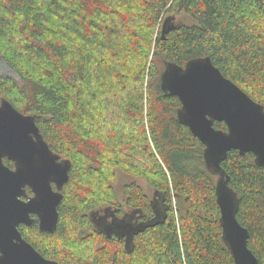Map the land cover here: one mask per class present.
<instances>
[{
    "label": "trees",
    "instance_id": "1",
    "mask_svg": "<svg viewBox=\"0 0 264 264\" xmlns=\"http://www.w3.org/2000/svg\"><path fill=\"white\" fill-rule=\"evenodd\" d=\"M206 55L264 105V0H0V60L15 72L0 74V99L36 115L51 149L72 162L56 230L19 227L42 255L60 264L235 263L222 238L218 176L179 121L180 99L161 86L168 62ZM222 165L264 264V166L237 149ZM121 176L133 204L151 210L143 178L168 205L131 252L90 216L119 203Z\"/></svg>",
    "mask_w": 264,
    "mask_h": 264
},
{
    "label": "water",
    "instance_id": "2",
    "mask_svg": "<svg viewBox=\"0 0 264 264\" xmlns=\"http://www.w3.org/2000/svg\"><path fill=\"white\" fill-rule=\"evenodd\" d=\"M171 27L166 20L163 37ZM161 86L168 95L180 99L179 121L204 144L207 168L218 176L222 238L233 254L234 264H260L248 245L249 230L237 217L240 199L222 162L237 149L242 155L254 153L255 163L264 166V105L225 76L209 55L191 58L185 65L168 62ZM215 121H224L227 129L216 128ZM6 159L14 167L7 165ZM71 166L70 159L51 149L36 115L20 111L5 97L0 99V264H60L44 257L23 236L19 225L33 224L35 214L41 231L56 230L58 206ZM157 197L152 200L155 216L139 224H130L126 217L107 222V215L97 218V210L90 216L106 237L126 236L125 248L131 252L136 234L167 217L168 205L159 194Z\"/></svg>",
    "mask_w": 264,
    "mask_h": 264
},
{
    "label": "flooded vegetation",
    "instance_id": "3",
    "mask_svg": "<svg viewBox=\"0 0 264 264\" xmlns=\"http://www.w3.org/2000/svg\"><path fill=\"white\" fill-rule=\"evenodd\" d=\"M148 194L150 196V199H149L150 200V207H151L150 211H148L147 209H144L141 205L133 204L126 196H123V198L122 199L120 198V200L118 201L119 202L118 204H108L106 206L96 208L95 210L98 211L96 216H97V218H99L103 215H107L108 216L107 222H112L113 219L126 217V218H128L129 223L132 225L148 221L155 216V209H154V206L152 204V200H156L158 198L156 195V192L154 190L152 191L151 194L150 193H148ZM32 216L36 218V221L33 224H31L30 226L36 224L39 227V220L37 218V215L32 214ZM21 226L29 227L28 225H25V224H20L19 227H21ZM137 235H139V233L134 236V239H136ZM112 238L120 239L125 246L126 236L119 238L116 234H113L111 239ZM46 258L53 259V258H49V257H46ZM53 260H56V259H53Z\"/></svg>",
    "mask_w": 264,
    "mask_h": 264
},
{
    "label": "rangeland",
    "instance_id": "4",
    "mask_svg": "<svg viewBox=\"0 0 264 264\" xmlns=\"http://www.w3.org/2000/svg\"><path fill=\"white\" fill-rule=\"evenodd\" d=\"M177 17L181 20L183 19L184 21H189V18H187L185 15H182V14H177ZM178 19V20H179ZM14 70L8 65V63H6V61H4L3 59L0 60V74L1 75H14ZM129 180L128 177L126 176H121L118 178L117 182H116V186H117V190L119 191V193L121 194L120 195V198L122 199L123 198V195H122V190H123V185ZM139 183H141L144 188L146 189V191L148 193H152V189L150 188V186L147 184L146 180L143 179V178H139L138 179Z\"/></svg>",
    "mask_w": 264,
    "mask_h": 264
}]
</instances>
